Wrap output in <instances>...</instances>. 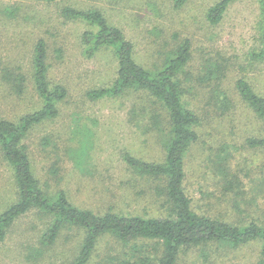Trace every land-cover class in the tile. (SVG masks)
Returning <instances> with one entry per match:
<instances>
[{
  "label": "rangeland",
  "instance_id": "374dc122",
  "mask_svg": "<svg viewBox=\"0 0 264 264\" xmlns=\"http://www.w3.org/2000/svg\"><path fill=\"white\" fill-rule=\"evenodd\" d=\"M220 1L0 0V119L17 122L43 107L34 81L40 39L47 48L49 86L67 89L56 116L36 124L23 141L33 172L49 194L65 190L74 205L96 214H168L160 191L165 182L142 177L123 157L130 152L163 161L170 132L163 103L133 89L99 99L88 95L113 86L118 59L106 46L90 54L84 34L98 26L67 17L64 10L97 9L123 30L134 44L135 59L152 72L163 69L190 41V59L176 79L184 89V106L199 117V138L185 158L184 187L196 211L242 225L264 223V151L247 144L262 123L237 87L244 79L264 96L263 5L261 0H231L214 24L208 12ZM153 116L167 128L152 127ZM17 197L12 167L0 152V213ZM39 212L31 208L11 224L0 241V264L76 263L87 231L68 224L54 243L45 244L42 237L53 219ZM125 249L114 235L103 234L88 264H103ZM177 264H264L262 241L190 246L181 250Z\"/></svg>",
  "mask_w": 264,
  "mask_h": 264
},
{
  "label": "trees",
  "instance_id": "16d2710c",
  "mask_svg": "<svg viewBox=\"0 0 264 264\" xmlns=\"http://www.w3.org/2000/svg\"><path fill=\"white\" fill-rule=\"evenodd\" d=\"M184 1L176 0V5H181ZM230 2L231 0H222L212 6L208 12L210 22L218 23ZM261 2L264 12V0ZM64 11L67 17L82 18L98 26L97 31L84 34L85 42L92 47L90 54L106 46L114 49L118 59L117 77L113 86L90 91L88 95L91 98L117 96L127 89L148 91L149 98L152 96L160 100L168 111L170 132L165 143L163 161L159 163L142 160L130 152H125L123 156L126 163L142 177L165 182L164 187L160 184V191L166 198L168 214L162 217L116 212L96 214L90 209L74 205L65 190L51 195L40 185L23 141L36 124L56 116L57 104L67 96L64 86H49L47 48L44 40L40 39L34 49V81L44 105L41 109L24 115L17 122L0 119V152L12 167L18 187L17 200L0 213V241L5 240L8 228L18 217L28 213L31 208H37L41 211L39 213L53 219L52 226L42 237L45 244L54 243L61 229L68 224L87 231L75 264L90 262L103 234L114 235L126 248L121 252L122 255L120 253L107 257L103 264H177L183 248L210 241L241 245L259 239L262 241L264 255V223L251 222L242 225L196 211L193 200L184 187L185 158L192 144L199 138L196 130L199 117L184 106V89L179 79H176L178 72L190 59V41L186 40L178 47L175 55L166 60L163 69L152 72L140 65L134 56V44L127 40L121 28L109 24L101 11H83L72 7H67ZM237 87L262 123L260 133L257 132L259 134L255 138L247 139V144L255 147V151H264V96L255 92L244 79L238 81ZM153 117L155 120L151 122L152 127L157 125L160 128L163 125L167 128V122L163 124L159 120L157 123V116ZM255 193L260 194L257 191ZM138 239L143 242L134 241Z\"/></svg>",
  "mask_w": 264,
  "mask_h": 264
}]
</instances>
